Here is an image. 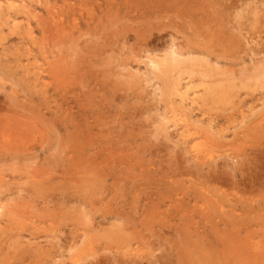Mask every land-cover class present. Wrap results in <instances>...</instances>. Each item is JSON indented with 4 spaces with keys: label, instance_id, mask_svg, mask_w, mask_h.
I'll return each instance as SVG.
<instances>
[{
    "label": "rangeland",
    "instance_id": "1",
    "mask_svg": "<svg viewBox=\"0 0 264 264\" xmlns=\"http://www.w3.org/2000/svg\"><path fill=\"white\" fill-rule=\"evenodd\" d=\"M0 264H264V0H0Z\"/></svg>",
    "mask_w": 264,
    "mask_h": 264
},
{
    "label": "bare ground",
    "instance_id": "2",
    "mask_svg": "<svg viewBox=\"0 0 264 264\" xmlns=\"http://www.w3.org/2000/svg\"><path fill=\"white\" fill-rule=\"evenodd\" d=\"M7 17V16H6ZM12 19V18H11ZM11 23V22H10ZM12 24V23H11ZM10 25V24H9ZM14 25V24H13ZM30 27V26H29ZM172 56H173V54H172ZM172 59V58H171ZM174 62V61H173ZM196 95V94H195ZM195 101V100H194ZM192 102V101H191ZM187 108H188V106H187ZM66 148V147H65ZM220 201V200H219ZM258 206V205H257ZM253 217V216H252ZM74 246V245H73Z\"/></svg>",
    "mask_w": 264,
    "mask_h": 264
}]
</instances>
